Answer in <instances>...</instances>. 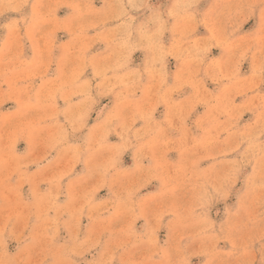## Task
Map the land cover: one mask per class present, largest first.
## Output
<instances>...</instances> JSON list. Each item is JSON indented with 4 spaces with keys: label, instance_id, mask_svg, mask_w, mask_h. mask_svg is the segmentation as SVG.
<instances>
[{
    "label": "rangeland",
    "instance_id": "rangeland-1",
    "mask_svg": "<svg viewBox=\"0 0 264 264\" xmlns=\"http://www.w3.org/2000/svg\"><path fill=\"white\" fill-rule=\"evenodd\" d=\"M0 264H264V0H0Z\"/></svg>",
    "mask_w": 264,
    "mask_h": 264
}]
</instances>
